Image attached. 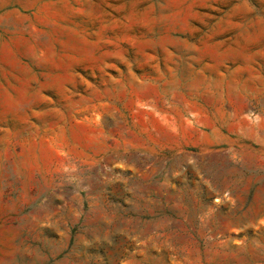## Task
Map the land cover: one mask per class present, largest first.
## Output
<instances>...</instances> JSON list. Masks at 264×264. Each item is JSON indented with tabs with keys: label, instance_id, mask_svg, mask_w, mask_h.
Wrapping results in <instances>:
<instances>
[{
	"label": "rangeland",
	"instance_id": "374dc122",
	"mask_svg": "<svg viewBox=\"0 0 264 264\" xmlns=\"http://www.w3.org/2000/svg\"><path fill=\"white\" fill-rule=\"evenodd\" d=\"M0 264H264V0H0Z\"/></svg>",
	"mask_w": 264,
	"mask_h": 264
},
{
	"label": "crops",
	"instance_id": "0c3cea01",
	"mask_svg": "<svg viewBox=\"0 0 264 264\" xmlns=\"http://www.w3.org/2000/svg\"><path fill=\"white\" fill-rule=\"evenodd\" d=\"M156 110H159V104L158 103H156ZM163 115V113H161V114H158V116H162ZM161 121H163L164 122V120L163 119H161ZM147 135V134H146ZM148 135H150L149 133H148ZM143 140H146L147 139V137L146 138H142Z\"/></svg>",
	"mask_w": 264,
	"mask_h": 264
}]
</instances>
